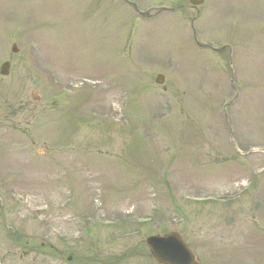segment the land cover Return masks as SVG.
I'll use <instances>...</instances> for the list:
<instances>
[{
	"label": "rangeland",
	"instance_id": "rangeland-1",
	"mask_svg": "<svg viewBox=\"0 0 264 264\" xmlns=\"http://www.w3.org/2000/svg\"><path fill=\"white\" fill-rule=\"evenodd\" d=\"M4 61L0 264H264V0H0Z\"/></svg>",
	"mask_w": 264,
	"mask_h": 264
},
{
	"label": "water",
	"instance_id": "water-1",
	"mask_svg": "<svg viewBox=\"0 0 264 264\" xmlns=\"http://www.w3.org/2000/svg\"><path fill=\"white\" fill-rule=\"evenodd\" d=\"M203 0H191L194 5H199ZM8 63L1 66L0 74H8ZM163 82V77L158 76L157 84ZM150 256L157 264H198L193 252L189 249L180 235L170 232L162 236H150L146 239Z\"/></svg>",
	"mask_w": 264,
	"mask_h": 264
}]
</instances>
